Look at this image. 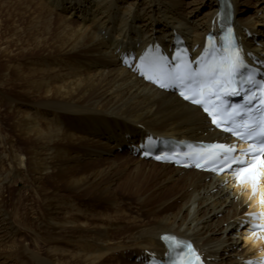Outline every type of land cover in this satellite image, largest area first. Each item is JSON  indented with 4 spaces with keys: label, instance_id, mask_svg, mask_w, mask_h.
Returning a JSON list of instances; mask_svg holds the SVG:
<instances>
[{
    "label": "bare ground",
    "instance_id": "6f19581e",
    "mask_svg": "<svg viewBox=\"0 0 264 264\" xmlns=\"http://www.w3.org/2000/svg\"><path fill=\"white\" fill-rule=\"evenodd\" d=\"M231 3L246 57L263 65L264 0ZM217 11L216 0H0V109L25 143L0 136V264H144L163 252L164 232L191 239L207 264L254 261L259 240L237 228L264 207V179L253 195L251 182L134 153L147 134L227 139L121 61L175 34L199 48ZM12 181L38 197L13 214L3 199ZM122 187L142 217L118 221ZM77 196L105 198L108 209L92 216Z\"/></svg>",
    "mask_w": 264,
    "mask_h": 264
},
{
    "label": "snow or ice",
    "instance_id": "6c2138e0",
    "mask_svg": "<svg viewBox=\"0 0 264 264\" xmlns=\"http://www.w3.org/2000/svg\"><path fill=\"white\" fill-rule=\"evenodd\" d=\"M225 44L222 49H205L203 55L195 63L186 55L177 52L174 64L168 58L155 54H145L140 58L137 69L147 80L157 84L160 88H178L180 95L193 104L201 105L204 112L211 116V122L223 131L231 133L241 139L258 141L250 145L245 155H251V161L233 157L235 147L224 144H212L195 150L197 157L195 166L203 168L211 164V171L218 174L231 170L238 183L251 182L253 195L259 188L261 177H264V115L257 120L253 117L252 109L247 106L257 100V93L244 88V84L256 85L254 74L250 73L246 78L242 77L241 69L246 68L240 51L236 48L232 39V29H228L224 36ZM209 44H212L209 38ZM243 94L245 103L242 105H229L224 97L240 96ZM258 104L264 111V84L259 87ZM247 119L237 122L242 110L246 109ZM231 123V127L225 125ZM145 155H148L146 152ZM186 155H191L187 153ZM157 160L175 159V156H157ZM233 165L237 167L233 168ZM260 203L264 204V194L260 196ZM255 215V214H254ZM254 229L264 228V225H253ZM165 240L170 239L164 237ZM173 243L175 244V240ZM196 264L199 257L191 250Z\"/></svg>",
    "mask_w": 264,
    "mask_h": 264
},
{
    "label": "rangeland",
    "instance_id": "374dc122",
    "mask_svg": "<svg viewBox=\"0 0 264 264\" xmlns=\"http://www.w3.org/2000/svg\"><path fill=\"white\" fill-rule=\"evenodd\" d=\"M253 11H254V8L251 5L250 7L246 9V11L244 12V15L250 14ZM15 92L16 90H11L10 93L15 94ZM10 120H11V115L9 111L7 110L5 106L2 107L0 109V136L5 135L7 138L12 139L13 143H16L18 146H23L25 143L23 140L19 139L16 136V133L14 132V130L12 129L10 125ZM118 152L121 153L122 150L119 148ZM152 184L153 183H151L150 185L152 186ZM44 185L49 190L53 188L52 184L49 181H45ZM122 188L119 189L117 193V197H118V200L120 201V206L123 211V213L120 215L121 217L118 218V221L131 220V219H134L135 217L138 219L142 217L143 211L140 210V205H139L140 201L138 200L139 197H136V195L133 193L131 188H127L128 190L125 189L126 187H122ZM30 194L33 195L34 197L30 196ZM30 197H32V199H38V197H36V195L32 193L31 189H26V186L21 185L20 182L14 183V181H12L11 185L5 187L3 190V199L5 200L6 208L12 214L15 212H18V210L22 208L23 203L28 201L27 199ZM19 199L20 201H18ZM76 199L77 201L82 203L84 207H86V209H88L91 212L92 216H95V214L97 215L96 213L97 211H100V210L104 211L105 209L106 210L108 209L107 207H105V198L98 199L95 197L77 196ZM157 200L155 202H157ZM94 220H100V218L93 217V221ZM132 262L133 260L131 258L124 259L122 264H131Z\"/></svg>",
    "mask_w": 264,
    "mask_h": 264
}]
</instances>
